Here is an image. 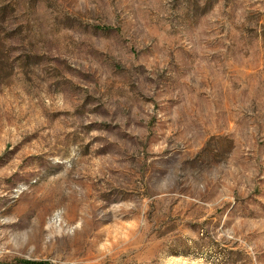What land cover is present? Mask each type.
I'll list each match as a JSON object with an SVG mask.
<instances>
[{
	"label": "rangeland",
	"instance_id": "rangeland-1",
	"mask_svg": "<svg viewBox=\"0 0 264 264\" xmlns=\"http://www.w3.org/2000/svg\"><path fill=\"white\" fill-rule=\"evenodd\" d=\"M264 264V0H0V264Z\"/></svg>",
	"mask_w": 264,
	"mask_h": 264
},
{
	"label": "trees",
	"instance_id": "trees-1",
	"mask_svg": "<svg viewBox=\"0 0 264 264\" xmlns=\"http://www.w3.org/2000/svg\"><path fill=\"white\" fill-rule=\"evenodd\" d=\"M24 264H50L48 261L41 260H20Z\"/></svg>",
	"mask_w": 264,
	"mask_h": 264
}]
</instances>
